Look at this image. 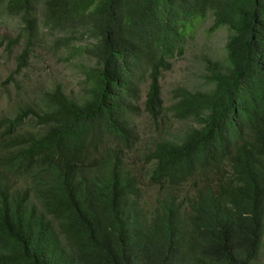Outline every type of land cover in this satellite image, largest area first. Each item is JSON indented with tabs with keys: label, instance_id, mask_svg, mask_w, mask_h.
Listing matches in <instances>:
<instances>
[{
	"label": "trees",
	"instance_id": "1",
	"mask_svg": "<svg viewBox=\"0 0 264 264\" xmlns=\"http://www.w3.org/2000/svg\"><path fill=\"white\" fill-rule=\"evenodd\" d=\"M20 24L28 67L52 38L90 60L81 100L60 85L43 108L0 121V264H254L264 238V0H0ZM227 35L225 61L208 60V91L180 89L168 130L160 79L201 24ZM62 36V38H59ZM11 79V78H9ZM8 79V80H9ZM10 82V80H9ZM164 127L146 158L162 193L143 201L146 175L129 171L142 87ZM34 122L39 133L26 130ZM138 140V139H137ZM153 149V150H152ZM20 157L24 180L58 186L50 203H14L2 169ZM141 172L144 168H141ZM186 194H184V193ZM184 196L181 203L179 197Z\"/></svg>",
	"mask_w": 264,
	"mask_h": 264
},
{
	"label": "rangeland",
	"instance_id": "2",
	"mask_svg": "<svg viewBox=\"0 0 264 264\" xmlns=\"http://www.w3.org/2000/svg\"><path fill=\"white\" fill-rule=\"evenodd\" d=\"M211 27V20L202 23L197 36L189 41L185 54L181 58L173 60L172 69L161 76L162 100L164 108L169 113L167 117L164 115L167 125L166 132L169 130L173 134H179L194 125L193 120L182 121L176 117L173 118L174 113L171 108L179 101L176 99V92L180 89L210 90V83L207 81L209 71L206 69L208 60L225 61L228 35L224 30L210 34ZM19 30L18 21L5 18L0 22V42L16 40ZM53 41L52 38H42L40 42H37L32 49L28 67L20 73H17L18 57L24 52V41L19 40L11 53L7 52L5 47L0 48V121L14 117L26 105L43 108L44 104L41 100L44 94L52 91L57 85H60L64 94L71 99L81 100L86 95L88 84L86 83L85 67H90L92 63L89 59L71 50L78 49L83 44L77 42L70 49H58L57 46H53ZM147 94L148 84L145 83L139 103L141 112L135 118V151L130 158L124 157V162L130 170L144 168V171H137V174L146 175L145 179L142 178L140 188L144 201L151 206L155 205L154 203L162 191L148 182L147 173L151 163L147 161L146 156L149 149L155 144L153 139H159L165 134L161 120H152L150 115L144 111ZM36 128L37 125L32 122L26 130L31 133H39L41 128ZM183 197H179L181 203H185L182 201ZM254 264H264V240L260 256Z\"/></svg>",
	"mask_w": 264,
	"mask_h": 264
},
{
	"label": "clouds",
	"instance_id": "3",
	"mask_svg": "<svg viewBox=\"0 0 264 264\" xmlns=\"http://www.w3.org/2000/svg\"><path fill=\"white\" fill-rule=\"evenodd\" d=\"M17 159L16 163L11 166L7 163L2 169V178L5 179L4 184L10 187V194L14 203H19L23 207L37 204L39 200L50 203L57 194L59 185L55 187L54 185H43L37 180H24L22 175L25 174V167L21 158L17 157ZM126 167L131 171L127 165ZM134 170L140 171L141 169L136 168Z\"/></svg>",
	"mask_w": 264,
	"mask_h": 264
}]
</instances>
